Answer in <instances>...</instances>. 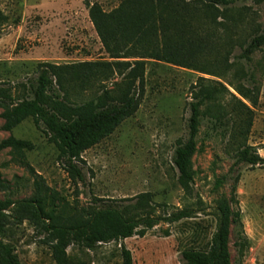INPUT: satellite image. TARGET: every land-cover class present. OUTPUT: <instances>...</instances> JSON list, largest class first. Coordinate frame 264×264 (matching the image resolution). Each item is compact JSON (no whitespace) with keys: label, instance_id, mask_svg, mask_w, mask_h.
<instances>
[{"label":"rangeland","instance_id":"rangeland-1","mask_svg":"<svg viewBox=\"0 0 264 264\" xmlns=\"http://www.w3.org/2000/svg\"><path fill=\"white\" fill-rule=\"evenodd\" d=\"M123 1L0 0V89H9L14 99L23 98L24 86L35 79L43 63L123 61L111 58L105 51L89 15L93 4L108 13ZM215 16L213 26L218 38L209 49L212 57L225 55L226 34L232 39L228 61L208 66L220 78L147 60L137 111L109 137L81 154L78 165L84 183L67 174L57 160L56 148L31 118L6 131L0 117V176L6 185L0 191V201H12L7 213L15 216L22 210L21 202L31 197L32 172L49 187L48 209L53 210L60 224H69L92 208L133 205L139 195L149 194L148 205L140 207L138 213L165 218L185 210L189 217L172 224L158 222L143 235L124 239L122 244L130 251L132 264H183V249L204 248L210 241L216 227V209L221 200H229L232 179L238 176L237 205H231V209L239 212L242 227L230 226L229 262L264 264V164L237 163L228 138L222 137L219 129L212 130L211 118L204 114L200 116L196 151L191 159L194 177L188 190L178 186L172 164L174 148L187 137L189 103L193 102L198 78L221 88L219 100L208 108L226 109V121L234 125L250 119L246 144L264 159V44L253 50L248 61L237 58L241 52L237 43L248 42L264 32V3L235 2L220 7ZM228 27L230 32H226ZM229 83L249 89L256 104L239 96ZM66 88L68 101L75 106L99 93L96 84L90 90L68 78ZM200 111L204 112V106ZM9 137L27 142L30 149L19 154L1 147ZM218 179H223L220 186L216 185ZM10 223L4 241L14 248L20 264H55L50 240L38 232L32 221ZM238 231L246 241L242 249L234 244L242 237L237 236ZM119 247L120 242H106L89 251L70 245L67 254L73 264H122Z\"/></svg>","mask_w":264,"mask_h":264},{"label":"trees","instance_id":"trees-1","mask_svg":"<svg viewBox=\"0 0 264 264\" xmlns=\"http://www.w3.org/2000/svg\"><path fill=\"white\" fill-rule=\"evenodd\" d=\"M240 1L264 3V0H124L108 13L98 4H93L89 8V15L105 51L111 58L123 61L41 64L35 79L24 86L26 95L23 98L14 99L9 89H0L3 129L10 131L23 120L31 118L56 148L57 160L67 174L84 183L85 177L78 165L81 154L109 137L137 111L147 60L220 78L219 73L208 66L228 61L232 39L226 34L223 39L225 55L216 54L212 57L209 49H213L211 45L218 38L217 29L213 26L217 20L215 15L220 7ZM230 31L231 27H228L226 32ZM263 44L264 32L253 36L248 42L237 43L241 50L237 58L248 61L253 50ZM229 66L226 65L227 68ZM67 78L82 83L90 90L96 84L98 95L81 105H73L68 101ZM211 83L198 78L194 85L197 89L193 93V102L189 103L187 137L184 141H178L172 154V164L177 172L176 182L183 190H188L193 181L191 159L196 151L202 114L211 118L212 130L219 129V134L228 138L229 149L235 153L237 163L249 166L264 164V159L246 144L250 119L234 125L232 121H226V109L214 111L208 108L219 100L221 94V88H214ZM229 86L252 105L256 104V97L249 89L232 83ZM233 98L248 110L240 100ZM203 106L204 112L201 113ZM1 147L10 148L19 154L30 149L27 142L12 137L2 141ZM32 174L33 193L29 199L21 202L22 210L15 216L7 213L12 201H0V264H20L14 248L4 241L10 231L11 220L32 221L38 232L50 240L55 264H73L67 254L70 245L94 251L100 243L106 242H120L122 264H132L131 253L122 244L124 239L143 235L158 222L172 224L189 217L185 210L165 218L142 215L137 210L147 206L150 200L149 194H142L133 205L121 209L92 208L69 224H60L55 220L53 210L48 209L51 198L49 187L39 175ZM237 181L238 176L233 177L229 200H221L216 209V227L210 241L204 248L183 249L180 253L183 264H230L227 248L230 226L242 227L239 212L231 209V205H237ZM222 183L223 179L216 181L217 186ZM5 186L0 176V191ZM240 235L238 231L237 236ZM234 244L242 249L246 241L242 236Z\"/></svg>","mask_w":264,"mask_h":264}]
</instances>
